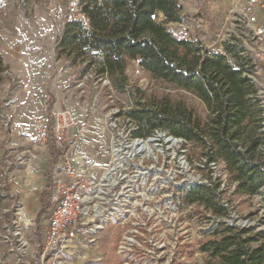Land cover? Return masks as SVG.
<instances>
[{"label": "trees", "instance_id": "16d2710c", "mask_svg": "<svg viewBox=\"0 0 264 264\" xmlns=\"http://www.w3.org/2000/svg\"><path fill=\"white\" fill-rule=\"evenodd\" d=\"M179 1L78 0L79 17L66 19L56 45L57 58L76 68L81 78L94 72L96 79H107L116 94L129 90L132 107L126 113L136 121V136L145 137L161 128L203 147L207 157L209 137L214 157L225 160L231 179L237 181L236 193L256 195L264 189V156L259 149L263 109L257 84L249 76L255 71L252 57L236 42L225 41L223 52H212L177 34L168 23L184 21ZM158 12L162 20L157 19ZM132 60H138L154 79L198 96L207 116L167 93L129 89L127 70ZM5 70L0 56V77ZM55 166L48 172L41 212ZM191 204L217 217L227 214L215 190L204 184L185 190L182 205ZM210 231L212 235L199 249L215 264H264V229L252 232L218 221Z\"/></svg>", "mask_w": 264, "mask_h": 264}, {"label": "rangeland", "instance_id": "374dc122", "mask_svg": "<svg viewBox=\"0 0 264 264\" xmlns=\"http://www.w3.org/2000/svg\"><path fill=\"white\" fill-rule=\"evenodd\" d=\"M243 1L246 0H180L184 21L169 22L168 26L207 50L218 49L230 34L228 29L232 11L239 9ZM77 2L78 0H0V56L6 66L0 77V232L6 234L12 220L20 218L24 236L29 240L33 253L39 251L38 245L45 236L51 203L48 197V202H44L46 207L40 214L26 215L22 191L17 186L25 179L24 172L30 164H19L15 155L21 149L30 147L42 150L36 161L43 158L45 150L40 149L33 140L35 121L55 110L70 108L75 118V125L70 132L74 128L79 129L78 133L97 120L104 129L106 140L95 148L91 146L93 158L85 157L86 161L94 164L89 174L97 176L102 167L107 165L110 156L108 112L112 108L128 110L132 107V99L128 93L116 94L112 86L105 82L107 79H96L94 72L81 78L76 68L57 58L56 45L66 19L69 16L79 17ZM251 12L257 16L259 25L264 27V7L257 5L251 8ZM156 17L160 20L164 18L161 12ZM234 42L242 46L241 42ZM248 55L255 65L252 78L259 86V94H263L264 60H260L251 50ZM127 73L129 89L140 87L149 94L167 93L173 98L183 99L202 117L207 116L206 106L198 96L154 79L140 67L138 60L130 61ZM87 141V138L84 141L78 139L77 145L72 149H82ZM71 142L69 136L67 144ZM189 149L190 159L195 165L202 163L203 147L191 143ZM197 172L201 171L197 169ZM232 205L234 210L227 218L230 224L251 229L252 232L264 229V189L253 196L235 194ZM184 212L191 221L189 223L186 219V226L191 228L190 236L188 233L181 234L178 241L171 230H165L164 247L151 248L150 253L154 258L151 259L149 255L152 261L147 264H215L208 253L199 249V245L212 235L210 230L219 218L200 205L191 206ZM121 235L120 227L115 223H108L99 235V247L87 250L86 258L93 260L103 257L104 264H124L117 253ZM0 244L4 250V260L0 264H17L9 251L8 243ZM253 244H257V241ZM31 256L28 260L35 264ZM83 259L76 264H81Z\"/></svg>", "mask_w": 264, "mask_h": 264}, {"label": "built area", "instance_id": "2783aa9c", "mask_svg": "<svg viewBox=\"0 0 264 264\" xmlns=\"http://www.w3.org/2000/svg\"><path fill=\"white\" fill-rule=\"evenodd\" d=\"M257 5L264 7V2L246 0L232 11L226 40L241 42L244 53L251 50L264 60V27L251 12ZM257 87L263 109L259 149L264 156V93L259 94L258 84ZM127 93L131 97L129 90ZM124 110L112 108L107 114L110 156L97 176L89 174L94 166L91 162L82 159L74 167L73 156L66 150L71 127L75 125L70 108L55 110L35 121V144L46 149L50 142L54 143L62 154L61 165L51 171V210L39 251H31L20 218L12 220L6 234L0 232V242L8 243L17 264H31L30 255L35 264H76L81 258V264H104L103 257L87 259L86 252L99 247V235L110 222L122 229L117 253L124 264H147L152 261L149 255L154 258L152 249L164 247L165 230H171L178 241L181 234L190 236L191 228L186 226L189 218L184 210L196 204H182L185 190L196 184L215 190L216 199L227 208V214L217 218L233 225L227 218L234 210L232 198L237 194V181L231 179L225 160L214 157L209 137L208 157H201L203 162L196 166L190 159L191 143L186 138L161 128L145 137L136 136V121ZM35 157L36 153L29 149L15 155L21 165L29 164ZM3 260L0 244V262Z\"/></svg>", "mask_w": 264, "mask_h": 264}, {"label": "crops", "instance_id": "0c3cea01", "mask_svg": "<svg viewBox=\"0 0 264 264\" xmlns=\"http://www.w3.org/2000/svg\"><path fill=\"white\" fill-rule=\"evenodd\" d=\"M211 51L223 52V45H221L218 49H213ZM133 61H137V60H133ZM78 130L79 129L75 130L73 128L72 132H70L71 134L70 137L72 139V142L69 143V148H68L69 153H71V155L73 156L72 164L76 168L79 166L82 159L86 161L85 160L86 156L87 157L90 156L91 158H93V151L91 150L92 145L95 148L96 146L100 145V143L106 140L104 129L100 125V123L97 122V120H94L92 124H88L86 128H83L81 131L77 133ZM86 138L89 141H87V144H85V146L82 149L80 148L72 149L77 145L78 139L84 141ZM48 146H49L48 150L47 148L43 149L45 150L42 154L43 158L39 161L36 160H38L39 155L42 153L40 151L42 150H38V149L33 150L30 147H25L21 149V150L29 149L36 153V157L30 161L29 163L30 165L27 166L28 168L24 172L25 179H23L20 182V184L17 186L18 190L22 191L21 197L25 203L26 215L35 214L36 216L41 213L42 195L43 192L47 189L49 169L52 164L61 165L60 156H57L59 154V151L56 149L55 145H52L51 143V145ZM33 161L36 162L31 164Z\"/></svg>", "mask_w": 264, "mask_h": 264}]
</instances>
